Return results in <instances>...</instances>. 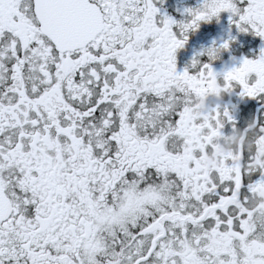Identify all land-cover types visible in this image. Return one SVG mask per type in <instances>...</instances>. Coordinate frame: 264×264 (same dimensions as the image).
<instances>
[{
	"label": "snow or ice",
	"instance_id": "obj_1",
	"mask_svg": "<svg viewBox=\"0 0 264 264\" xmlns=\"http://www.w3.org/2000/svg\"><path fill=\"white\" fill-rule=\"evenodd\" d=\"M186 11L182 33L228 11L264 38V0ZM158 12L0 0V264H264V156L241 147L208 163L232 117L218 104L193 118L217 73L177 72L188 36ZM223 80L264 94V48ZM243 131L264 144V122Z\"/></svg>",
	"mask_w": 264,
	"mask_h": 264
},
{
	"label": "flooded vegetation",
	"instance_id": "obj_2",
	"mask_svg": "<svg viewBox=\"0 0 264 264\" xmlns=\"http://www.w3.org/2000/svg\"><path fill=\"white\" fill-rule=\"evenodd\" d=\"M159 12L156 17L157 25L162 26L165 17H171L176 24L173 25V31L177 38L183 39L188 36L182 48L176 50L177 72H183L185 69L190 74L197 73L204 64H211L213 70L217 73L218 81L223 84V74L234 68L239 67L245 58L256 59L260 55L261 48H264V38H261L249 29L241 31L236 23L238 17L233 16L228 11H222L219 16H213L210 21H200L199 27L195 30L181 32L182 23H187L192 19L186 9H196L203 4V0H153ZM232 17L230 20L229 17ZM225 41L229 42V47L224 49L220 47ZM213 47H220L221 51L215 58L208 55L207 50ZM255 74L249 75V83H253ZM233 87L230 91L223 92L221 98L217 101L221 110L227 108L232 119L225 118L222 134L227 135L234 130H245L249 124L254 121L264 122V94L257 98L241 96V86L233 81ZM216 146L214 152H218ZM231 154V153H227ZM213 166L215 163L209 161ZM223 163V161H221ZM261 171L257 169L252 176L259 179Z\"/></svg>",
	"mask_w": 264,
	"mask_h": 264
},
{
	"label": "clouds",
	"instance_id": "obj_3",
	"mask_svg": "<svg viewBox=\"0 0 264 264\" xmlns=\"http://www.w3.org/2000/svg\"><path fill=\"white\" fill-rule=\"evenodd\" d=\"M220 51V47H213L208 49L207 53L209 56L215 58ZM222 93V84L217 79L214 89H209L207 92L196 98V104L194 105L195 110L191 113L193 118H200L214 111V106L219 104L217 101L221 98ZM216 146L219 151L213 152L209 156V161L211 163H215L218 156L233 152L238 153L241 147H246L250 151L256 148L257 153L264 156V144L257 146L256 141H254L246 131L234 130L227 135L221 134V136L217 138Z\"/></svg>",
	"mask_w": 264,
	"mask_h": 264
}]
</instances>
